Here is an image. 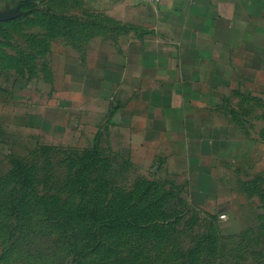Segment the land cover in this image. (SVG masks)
<instances>
[{
    "label": "rangeland",
    "instance_id": "obj_1",
    "mask_svg": "<svg viewBox=\"0 0 264 264\" xmlns=\"http://www.w3.org/2000/svg\"><path fill=\"white\" fill-rule=\"evenodd\" d=\"M243 85L211 139L162 137L63 92L80 0H0V264H264V77Z\"/></svg>",
    "mask_w": 264,
    "mask_h": 264
},
{
    "label": "crops",
    "instance_id": "obj_2",
    "mask_svg": "<svg viewBox=\"0 0 264 264\" xmlns=\"http://www.w3.org/2000/svg\"><path fill=\"white\" fill-rule=\"evenodd\" d=\"M262 76L264 0H80V89L63 92L206 141L215 109Z\"/></svg>",
    "mask_w": 264,
    "mask_h": 264
},
{
    "label": "built area",
    "instance_id": "obj_3",
    "mask_svg": "<svg viewBox=\"0 0 264 264\" xmlns=\"http://www.w3.org/2000/svg\"><path fill=\"white\" fill-rule=\"evenodd\" d=\"M145 1H147V2H152V3H157V2H159L160 0H145Z\"/></svg>",
    "mask_w": 264,
    "mask_h": 264
}]
</instances>
